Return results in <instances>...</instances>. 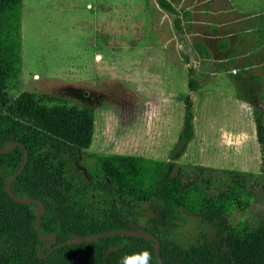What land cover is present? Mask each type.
<instances>
[{"label":"trees","instance_id":"obj_1","mask_svg":"<svg viewBox=\"0 0 264 264\" xmlns=\"http://www.w3.org/2000/svg\"><path fill=\"white\" fill-rule=\"evenodd\" d=\"M210 1L220 12L221 4L233 8L228 0ZM155 3L174 17V29L181 34L180 10L168 0ZM21 9L22 0H0V149H7L8 141L26 147L28 162L11 191L19 199L43 204L41 235L55 236L57 245L106 231H136L143 223L142 228L160 241L162 264H264V181L236 171L177 163L193 135L189 95L183 97V127L168 162L86 154L93 136L92 110L68 105L57 96L32 92L11 96L19 87L22 68ZM257 17L264 21V10ZM227 46L220 44L222 49ZM184 63L188 89L194 93L199 83L188 56ZM263 63L258 59L257 70L249 74L243 69L236 82L241 89L245 79L247 87L239 96L246 102L258 99L251 116L264 172V78L258 73L264 71ZM23 161L21 147L0 154V264H121L125 258L138 264L136 257L145 250L151 255L150 264H157L154 241L127 235L52 252L42 249L49 242L40 240L35 230L39 207L16 203L5 192L8 179ZM79 162H84L85 173L76 167ZM76 175L80 188L74 185ZM88 192H94L104 208L93 212L81 198ZM245 212L258 213L232 222L234 213ZM146 213L150 220L143 222ZM186 215H194L213 236L200 234L186 247L168 242L165 227Z\"/></svg>","mask_w":264,"mask_h":264},{"label":"rangeland","instance_id":"obj_2","mask_svg":"<svg viewBox=\"0 0 264 264\" xmlns=\"http://www.w3.org/2000/svg\"><path fill=\"white\" fill-rule=\"evenodd\" d=\"M137 1L122 0L124 19L108 21L109 50H95L106 58L120 51V60L114 55L107 61V66L115 70L113 68L120 63V68L125 70L133 60L121 56L135 45L137 47V43L144 44L152 32L149 30L154 29L155 35L152 34V40L147 43L160 45L163 49L161 61L165 72L172 71L174 89L167 87L158 98L150 99L125 79L128 74L123 78L112 76L93 81L77 79L81 76L79 51L94 48L88 41L90 33L87 34V28L80 23L88 19L94 3L68 4V10L55 19L54 10L45 7L44 0H26L23 8L26 36L22 43L25 53H21L19 87L10 92L11 96L16 97L21 92L57 96L68 105L92 110L93 136L86 154L133 156L168 162L183 127V97L189 95L193 135L177 163L187 167L236 171L264 181L251 116V108L258 99L246 102L241 96L247 83L243 79L240 89L236 82L243 69L249 74L257 70L258 59L264 62V21L257 17L264 8L257 14H243L230 2L233 8L221 4L220 12L211 7L210 0H168L181 12L182 33L177 34L173 26L174 17L160 10L155 0L153 3L158 10L151 8L150 0H141L149 10L145 14L132 15L131 9L135 8ZM40 7L45 8L41 11ZM125 18L145 20L132 24ZM208 25L211 27L207 28ZM224 42L228 46L222 49L220 44ZM146 56L148 63L154 65L151 54L146 52ZM187 56L194 68V78L199 83V89L194 93L187 88L188 66L184 63ZM174 64L179 69L174 71ZM259 71L263 79L264 71ZM182 79H185L184 83ZM142 82L146 88L153 87L152 82L155 84L156 79L146 77ZM82 164L84 162H79L76 167L85 173ZM74 185L80 188L81 181L77 175ZM81 198L90 204L93 212L104 208L94 192H88ZM257 213H234L231 220L248 219ZM149 220L150 214L146 213L143 222ZM142 224L137 227L142 228ZM165 232V239L180 247L192 244L200 234L213 236V232L201 226L194 215H186L183 221L166 226Z\"/></svg>","mask_w":264,"mask_h":264},{"label":"crops","instance_id":"obj_3","mask_svg":"<svg viewBox=\"0 0 264 264\" xmlns=\"http://www.w3.org/2000/svg\"><path fill=\"white\" fill-rule=\"evenodd\" d=\"M45 1V7L49 6L54 10V16L55 19H59L58 16H62L64 12L68 10L67 5L70 4L71 6H76L75 3L79 2H90L94 3V9H92V13L88 16V19H83V21H80V23H83L84 28H87V34L90 33V37L88 39L90 46H94L93 49L89 50H82L79 51L78 56L81 59V64L78 68H80L81 76L77 79H87L88 81H93L94 79H103V78H109L112 76L117 77H124L125 74H128V77L126 76L125 79L127 81H130L131 84L136 87L138 91L142 90L143 94L146 95L148 98H158L160 94L163 93L164 89L173 88L172 83V71L165 72V67L161 61L162 54L161 46H155L151 45L147 42L148 40H152L153 35H155V30L150 29V37L149 39L144 41V44H141V42L137 43V47H133L127 56V54L121 57H125L127 59L133 60V64L131 63L129 66L124 68H120V63L116 65L113 69L110 70L107 66V61L112 59L114 55H116L117 60H120V51L113 52L114 55H111V58L104 57L99 51L97 50H109L108 47V37H109V24L108 21H120L123 20L122 14L124 12V6L122 7V0H44ZM230 3L236 6L238 11H240L243 14H252L259 11H262L264 8V0H229ZM24 3H26V0H22V9H21V38L22 43L25 41V27H24ZM141 4H144L143 1L138 0L135 4V8L131 9L133 14H145L149 9V6L146 7V4L144 6H140ZM149 5H151V8H156V5L153 3V0L149 1ZM45 7H40L41 11L44 10ZM159 12V11H158ZM257 14V13H256ZM82 19V17H80ZM125 20L130 21L132 24L134 21L138 20H145V19H137V18H125ZM149 26H152V24H149ZM148 31V32H149ZM142 45V46H141ZM24 52V49H21V53ZM123 52V51H122ZM149 53L151 54V59L154 65L149 64L146 58V56ZM145 54V55H144ZM22 57V55H21ZM97 57V59H95ZM177 62V61H174ZM137 63V64H136ZM182 64V63H181ZM184 64L181 66L183 67ZM179 69L177 65H173V70ZM188 72V71H187ZM133 75V76H132ZM151 77L152 79H156V83L153 84V87L150 86L146 88L147 86L142 85L143 78ZM93 79V80H92ZM168 79V80H167ZM165 82H164V81ZM183 83L185 79H182ZM76 81V79H75ZM155 81V80H154ZM167 81V82H166ZM188 88V84H187ZM173 92V91H172Z\"/></svg>","mask_w":264,"mask_h":264},{"label":"water","instance_id":"obj_4","mask_svg":"<svg viewBox=\"0 0 264 264\" xmlns=\"http://www.w3.org/2000/svg\"><path fill=\"white\" fill-rule=\"evenodd\" d=\"M5 145H6L7 149H5V150L0 149V154H7V153L11 152L13 149H15L16 147H21L23 150V153H24V161L22 162L18 171H16L14 174H12L10 176V178L8 179L6 186H5V192L8 195V197L11 198L16 203L25 204V205L36 204L39 207L38 213L35 216V230H36L37 236L39 237L40 240L49 242L47 245L43 246L42 249H50V252H52V251H54L60 247H63V246L79 245L82 242H96V241L103 239L104 237H108V236L127 235V236H133V237H138V238H146V239L154 241L156 244L155 258H156L157 264H162V262L159 258L160 241L155 236L149 234L144 229L139 228V227H136V231H130V230L106 231V232H102V233L95 235V236L77 237L72 241L63 242V243H60L57 245H55V243H56L55 236H49L47 238H44L41 235L40 226H39L40 217L44 212L43 204L41 202L35 200V199H23V200L19 199L11 191V185H12L13 181H15L22 174V172L24 171L26 164L28 162V152L26 150V147L19 141H8V142H6Z\"/></svg>","mask_w":264,"mask_h":264},{"label":"clouds","instance_id":"obj_5","mask_svg":"<svg viewBox=\"0 0 264 264\" xmlns=\"http://www.w3.org/2000/svg\"><path fill=\"white\" fill-rule=\"evenodd\" d=\"M136 261L138 264H150L151 255L147 250H145L144 252L137 255ZM121 264H132V262L125 258L122 260Z\"/></svg>","mask_w":264,"mask_h":264}]
</instances>
